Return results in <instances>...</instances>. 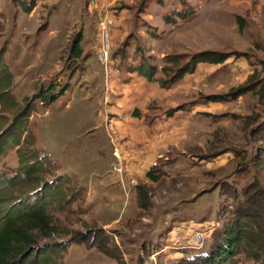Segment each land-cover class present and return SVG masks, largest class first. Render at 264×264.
Segmentation results:
<instances>
[{
	"label": "rangeland",
	"instance_id": "374dc122",
	"mask_svg": "<svg viewBox=\"0 0 264 264\" xmlns=\"http://www.w3.org/2000/svg\"><path fill=\"white\" fill-rule=\"evenodd\" d=\"M0 145V223L45 207L47 264H187L264 200V0H0Z\"/></svg>",
	"mask_w": 264,
	"mask_h": 264
},
{
	"label": "trees",
	"instance_id": "16d2710c",
	"mask_svg": "<svg viewBox=\"0 0 264 264\" xmlns=\"http://www.w3.org/2000/svg\"><path fill=\"white\" fill-rule=\"evenodd\" d=\"M143 5H141V9ZM181 14L180 12L178 16H181ZM82 40L83 36L78 34L72 42L70 59L81 58L83 54L80 47ZM206 56L205 54L194 56L192 58L193 63L179 69L176 75L169 80V84L183 78L187 72L193 71L199 62L208 60ZM221 61L222 59L219 62ZM132 73H138L150 82L156 80L155 68L144 64L135 68ZM68 87L69 84H66L57 93L52 94L50 90L44 97H38L42 99L45 106H49L62 96L68 90ZM51 88L49 87L47 90ZM251 90L252 87L246 85L238 88L232 94L211 96L210 100L225 102L230 99H237ZM29 106L27 105L26 108ZM0 146L2 147V145ZM2 149L0 148V150ZM147 176L153 181H157L153 171H149ZM260 189V183L256 182L249 184L242 191L243 198L242 200L237 199L238 202L235 206H232L233 208L231 207L232 217L224 228L222 235L214 239L209 249L195 254L194 258L189 257L187 264L197 262L199 264H230L248 246L250 247L248 252H251L253 260L260 258V264H264V200L260 204L256 202L257 193L260 192ZM257 205L262 207H256ZM256 219L258 223H256ZM254 223L257 225H254ZM53 230L50 215L42 205L29 209L23 207L13 210L8 209L3 214L0 223V264H47L49 254L40 252L38 239L40 235L48 236Z\"/></svg>",
	"mask_w": 264,
	"mask_h": 264
},
{
	"label": "built area",
	"instance_id": "2783aa9c",
	"mask_svg": "<svg viewBox=\"0 0 264 264\" xmlns=\"http://www.w3.org/2000/svg\"><path fill=\"white\" fill-rule=\"evenodd\" d=\"M110 23H111V22H109V24H110ZM104 26H105V25H104ZM106 33H108V32H106ZM108 51H109V44L107 43V44L105 45L104 53H103L107 59H108ZM107 59H106V60H107ZM114 154H115V156L117 157V159H118V161H119V165H118V167L115 168V170L118 171V172H122V170H123V168H124V164H123V161H122L120 155L118 156L117 148L115 149Z\"/></svg>",
	"mask_w": 264,
	"mask_h": 264
}]
</instances>
